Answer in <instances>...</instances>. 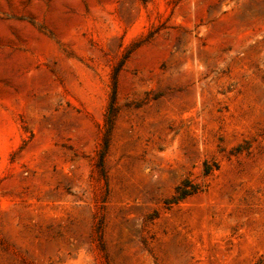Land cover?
Wrapping results in <instances>:
<instances>
[{
	"label": "rangeland",
	"instance_id": "obj_1",
	"mask_svg": "<svg viewBox=\"0 0 264 264\" xmlns=\"http://www.w3.org/2000/svg\"><path fill=\"white\" fill-rule=\"evenodd\" d=\"M0 264H264V0H0Z\"/></svg>",
	"mask_w": 264,
	"mask_h": 264
},
{
	"label": "trees",
	"instance_id": "obj_2",
	"mask_svg": "<svg viewBox=\"0 0 264 264\" xmlns=\"http://www.w3.org/2000/svg\"><path fill=\"white\" fill-rule=\"evenodd\" d=\"M115 95H116V89H115V80L113 77L112 90L104 113L105 128L102 133L101 144L99 145V148L97 149L96 152L97 159L95 161V167L97 168L100 176L102 177L104 176L103 158L108 146L109 133L114 116L118 111L117 106L115 104ZM212 167L216 168L217 165L213 163ZM212 167L209 166L208 164H204L203 174H208L211 171ZM200 189L201 188L199 184L192 182L190 179L186 178L182 180L179 185L176 186L174 194L170 198H168L165 202L167 204L176 203L179 200L183 199L184 197L199 191Z\"/></svg>",
	"mask_w": 264,
	"mask_h": 264
}]
</instances>
